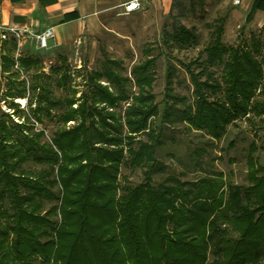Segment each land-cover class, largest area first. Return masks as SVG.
<instances>
[{"label": "trees", "instance_id": "16d2710c", "mask_svg": "<svg viewBox=\"0 0 264 264\" xmlns=\"http://www.w3.org/2000/svg\"><path fill=\"white\" fill-rule=\"evenodd\" d=\"M258 9H264V0H253L247 19L253 20ZM71 16L67 14V18ZM225 18L219 19L222 22L205 49L201 71L189 70L195 100L180 108L169 97L185 98L169 90L159 123L155 121L159 102L153 91L157 58L150 49L133 66V78L118 71L115 60L87 72V89L77 98L80 122L56 133L52 143L38 140L44 130L33 138L25 122L10 124L0 119V216L7 217L0 220V264H204L210 244L215 255L212 264H250L262 257L257 246L264 242V174H258L262 168L252 154L254 143L248 155L253 183L231 186L226 200L222 173L217 171L184 192L174 185L155 184L153 179L166 169L157 157L158 148L174 139L168 131L173 123L186 122L221 139L237 118L252 111L264 113V102L253 99L261 84L264 91L263 40L252 32L249 41L226 45L222 39ZM168 37L170 45L181 48L199 40L182 25ZM15 42L12 47L0 44L2 73L19 71L6 67L17 62L25 71L40 67L38 57L20 54L16 58ZM167 62L170 74L169 58ZM216 64L223 65L221 79L208 70ZM103 77L106 84L101 82ZM18 84L21 88L11 92L13 97H24L39 87L48 109L59 102L49 97L45 85L27 86L25 79ZM131 84L137 86L136 92L131 91ZM167 84L170 87L169 81ZM119 108L125 109L124 114ZM142 134L146 139L140 138ZM77 148L80 152L70 156ZM78 157L82 159L78 167L65 165ZM30 159L49 165L52 173L58 170L60 182L27 175L24 163ZM122 165L142 167L144 181L118 196ZM59 183L62 189L57 193L53 187ZM178 197L181 204L175 202ZM48 199L57 203L42 214ZM6 201L10 208L4 207ZM57 211L62 215L60 221L51 218ZM221 223H228L238 235L229 234ZM42 237L47 239L42 241Z\"/></svg>", "mask_w": 264, "mask_h": 264}, {"label": "rangeland", "instance_id": "374dc122", "mask_svg": "<svg viewBox=\"0 0 264 264\" xmlns=\"http://www.w3.org/2000/svg\"><path fill=\"white\" fill-rule=\"evenodd\" d=\"M250 8L251 5L244 10L241 5L235 3V0H159L158 4H150L137 12L130 14L119 12L115 14L113 21L107 24L93 22L82 34L66 42L58 43L54 39L49 49L38 48L34 39L27 36L22 39L21 45L12 38L0 41V44L8 43L9 47L16 41L17 48L14 51L16 58L21 54L38 57L41 60L40 67H32L27 71L21 70L18 62L13 67L6 65L11 72L19 70L15 73L3 74L0 68V119L8 120L10 124L25 122L30 127L28 132L33 138H38L35 133L44 130V134L38 140L42 143H52L56 133L64 129H73L80 122L76 113L79 104L77 98L87 89V72L102 69L107 60H115L118 64L115 66L117 70L133 78L131 73L133 66L143 61L148 55L146 49H150V54L157 58L154 66L153 91L159 102L160 114L155 118L159 123L165 107L163 99H166V92L169 90L185 98L176 100L169 97V101L175 100L180 108L195 100L190 72L198 73L204 66L203 61L207 57L205 49L214 37L217 24L222 22L220 18L226 16L222 37L226 45L236 46L242 41H249L252 32H255L262 38L264 49V29L261 28L263 25H257L253 20L247 19ZM181 25L198 35V43L185 48L170 45L172 41L169 40L168 34ZM168 58L172 68L170 74ZM208 70H213L216 78L221 79L223 65L216 64ZM22 79L26 80L27 86H31V83L45 85L49 97L59 101L58 104L49 110L47 101L41 98L42 92L39 87L36 90L30 89L24 97H13L11 92L14 93L17 86L21 88L18 81ZM105 80L103 77L101 82L106 84ZM167 80L170 87H166ZM262 83L264 84V78ZM131 85V91L136 92L137 86ZM21 98L25 100V104L20 102ZM253 99L264 102L262 84L256 90ZM39 105L41 108H37ZM123 105L126 107L127 103L123 102ZM118 110L124 114V108ZM169 128L168 131L174 135V139L168 140L158 148L157 157L166 164V169L153 175L155 184L163 182L174 185L184 192L193 190L198 179L217 171L222 173L226 200L231 186L237 184L247 186L253 183L251 172L248 171V155L252 143L256 147L252 154L262 168L258 174H264V113L252 111L237 118L226 127L221 139L214 138L208 132L196 130L186 122L177 121ZM17 132L20 135L21 130L18 129ZM140 138L146 139V136L142 134ZM124 146L127 147L126 140ZM80 150L74 149L69 155L75 156ZM81 162L82 159L78 157L64 163L73 169ZM24 168L27 175L37 177L39 180L49 177L58 180L61 176L58 170L52 173L49 165L33 159L26 161ZM143 181L142 167L120 166L118 196L125 188L135 187ZM59 188L62 189L60 183L53 187V190L58 193ZM175 202L181 204L180 197L176 198ZM56 203V200H45L42 214ZM4 207L10 208L8 201L4 203ZM6 218L0 216L2 222L6 221ZM51 218L60 221L62 215L57 211ZM183 226H187V223ZM221 228H225L233 236L238 235L228 223H221ZM45 239L47 238L42 237V241ZM212 247L210 244L204 264H212L215 260ZM257 248L263 255L255 263L250 264H264V242L258 244Z\"/></svg>", "mask_w": 264, "mask_h": 264}, {"label": "crops", "instance_id": "0c3cea01", "mask_svg": "<svg viewBox=\"0 0 264 264\" xmlns=\"http://www.w3.org/2000/svg\"><path fill=\"white\" fill-rule=\"evenodd\" d=\"M129 0H0V26H15L41 31L53 26L55 40L66 42L82 34L91 23L107 24L124 10ZM141 7L158 4L159 0H140ZM253 0H240L245 10ZM135 10L133 12H137ZM67 14L72 15L67 18ZM253 23L264 25V9H258Z\"/></svg>", "mask_w": 264, "mask_h": 264}, {"label": "built area", "instance_id": "2783aa9c", "mask_svg": "<svg viewBox=\"0 0 264 264\" xmlns=\"http://www.w3.org/2000/svg\"><path fill=\"white\" fill-rule=\"evenodd\" d=\"M239 4L240 0H235ZM141 7L140 0H129L124 5L122 13L130 14ZM27 36L34 39L36 46L40 49H49L52 46V40L55 39L54 27L50 26L41 31H31L27 28H19L15 26H0V41L8 38H14L19 45L22 44V39Z\"/></svg>", "mask_w": 264, "mask_h": 264}, {"label": "bare ground", "instance_id": "6f19581e", "mask_svg": "<svg viewBox=\"0 0 264 264\" xmlns=\"http://www.w3.org/2000/svg\"><path fill=\"white\" fill-rule=\"evenodd\" d=\"M20 102H22L23 104H25V100L23 98L20 99Z\"/></svg>", "mask_w": 264, "mask_h": 264}]
</instances>
